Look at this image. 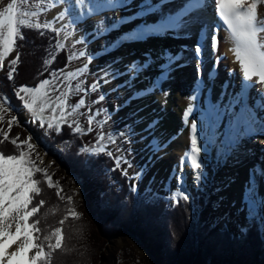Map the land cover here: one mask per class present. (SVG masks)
I'll list each match as a JSON object with an SVG mask.
<instances>
[{"label":"snow or ice","instance_id":"6c2138e0","mask_svg":"<svg viewBox=\"0 0 264 264\" xmlns=\"http://www.w3.org/2000/svg\"><path fill=\"white\" fill-rule=\"evenodd\" d=\"M23 4H28L29 0H21ZM172 0H165V3H171ZM57 4L63 5V10L55 17L56 20L64 21L67 18L68 23L85 26L87 19L95 15L105 12H121V15L110 18L111 29L118 32L116 37L106 41L100 51L105 53L115 51L124 44L144 42L149 38L163 37L168 34H179L190 36L191 29H196L197 40L194 48L182 47L179 52L172 53L168 49H161L155 57L151 51L143 53V60L133 58L127 63L121 65L122 57L116 56L111 62H106L105 65L99 68V75L96 80L88 87L83 86V81L76 85V89L82 92H96L104 85L110 84L111 80L118 77H125L122 83L111 87L108 92H102L98 96L99 101H104L109 93H117V99H120L121 89H130V94L123 98L122 103L115 105L110 111L105 112L104 109L93 113L89 108L88 115V131H92V123L100 112H105L106 118H110L115 112L121 108L127 107L133 99H140L143 96L152 95L159 91L162 96H167V91L162 85L174 79L172 73L178 69H184L189 64L195 61L196 79L192 82L191 100L199 101L201 94H204L205 104L203 108H199V130L197 119H193L189 124V115L194 113L196 108L189 106L183 113V123L189 129L188 135L190 146L185 149L183 156L180 159V172L174 177L176 180V188L171 191V199L173 202L179 200L189 201L192 199L195 203V198L191 192L185 187L184 166L187 165L192 173V184L196 191L203 190V187L208 182V175L205 171V159L201 158V153H204L205 158L210 153V150L215 148V156L217 163L225 162L229 155L235 151L242 140L249 137L255 131L264 132V120L257 124V117L254 115V110L249 106L247 98L243 91V87L249 86L253 78H256L255 84L264 86V0H180L179 6L174 10H165L164 3L161 0H47V4L37 6L36 11H21L18 7V0H11L7 5L0 10V67H4L5 58L12 53L17 47V39L23 41L25 37L22 34V29H51L52 21L46 20L43 23L35 22V18L41 12L47 11L48 8L54 7ZM212 9L214 15L218 17V21L210 19L207 16L208 10ZM130 9H132L130 11ZM127 13V14H124ZM149 16H156L157 19L149 21ZM108 20V17H104ZM138 21V23H136ZM127 23H133L131 29L120 32ZM62 27L67 28L68 24H62ZM97 31L92 33V39L97 36H103L108 32V27L102 25H94ZM220 27L226 29L227 35L225 41L230 42L231 52L234 55L235 62L239 65V71L242 73V89L235 94L226 91L222 86L216 100H210L208 91L214 85L215 77L218 75L217 64L223 56H215L214 53L218 47L217 30ZM59 35L60 29H55ZM41 35L43 33L41 32ZM86 43V41H82ZM63 45L57 41L56 48L60 49ZM190 55H185V52ZM85 51L79 52V57H84ZM132 55V53H129ZM69 57L68 59H71ZM92 54L88 55V60L91 62ZM20 59L19 52L16 57L10 59L8 64L7 79L11 81L13 74L16 71L15 66ZM51 61L45 60L44 64L48 65ZM211 62V66L209 63ZM153 64H156L157 75L151 78V83L142 89L133 90V81L143 72L147 71ZM89 64L85 63L75 72L66 74L65 79L69 76L79 77L81 74H87ZM206 69V70H205ZM203 71V76L201 72ZM55 77L56 73H50ZM228 75L235 78V72L228 70ZM207 81V83H206ZM53 81L42 79L34 87L20 86L15 92L16 97L22 103V107L30 114L31 122H39L41 128L45 127L47 131L60 133V124L67 123L65 119V106L61 102L56 108H52L53 112L59 111L61 115L56 118L47 119L45 112V97L40 95L41 89L50 85ZM255 87V85H252ZM264 91V88L260 89ZM23 93V95H22ZM59 99V98H58ZM166 102V101H165ZM93 104L96 100L92 101ZM85 106L83 96L71 109L74 114L78 108ZM197 108L199 105L196 106ZM14 110L8 99L3 98L0 102V113ZM163 111V107H161ZM132 117L130 122L124 123L122 128H113L111 134L107 136L109 144L116 143V137L120 138V143L127 142L129 144L142 142L144 147L141 151H146L148 157L143 165L137 166V172L129 177V180L143 181V176L153 161V156L157 160L161 159L157 153L162 152L168 147L171 139H161L152 131L160 122L161 117L144 124L143 118L136 116L135 113H129ZM3 117L0 116V120ZM16 116H12L8 121V126L11 128ZM101 124L104 121H99ZM141 133L148 135H140L136 131L139 125ZM73 134L82 133V129L77 124L72 127ZM139 135V141L135 138ZM4 139L7 140V132L3 133ZM32 137L29 136L24 141L17 144V140H12V144L16 147L21 145L28 150H34L35 145L32 144ZM105 136L99 133L97 143L93 149L96 153H104L106 151L104 145ZM67 144V141H64ZM264 143V141H262ZM81 152H85L83 147ZM122 149L118 148L117 152ZM108 156L114 159L115 166L119 167L125 161L122 155L113 157V153L109 151ZM84 166L89 167V162L84 161ZM42 170L35 166V162L31 159V152L20 150L18 154L6 155L0 152V264H49L51 253L55 249L61 247L62 229L57 227L51 232H45L41 239V229L38 227L39 221L32 220L33 217L44 204L41 200L37 204H33V198L39 195L41 189L40 181L35 179V174ZM122 175H127V170L121 172ZM45 182L49 187H53L54 182L48 177L47 173H43ZM257 177L264 178V168L255 165L249 170V180L246 182L245 196H242V207L246 212L245 224L238 226V233L241 238H245L253 225L256 226L257 233L264 235V214L258 211V205L261 203L256 197V189L253 185L257 184ZM153 180H149L143 191L146 195L142 199V203L146 206L153 204L154 191L151 188ZM230 182V181H229ZM171 190V186L169 185ZM130 190L137 191L136 183L130 185ZM215 191H221L217 187ZM59 195V190L57 191ZM221 200L223 197L220 198ZM71 200V197H68ZM219 206V201L214 205ZM73 216L78 217V213L73 212ZM63 223V221H61ZM14 227V231L12 230ZM55 241L54 243L52 241ZM45 242H47L45 251ZM15 245L9 251L8 249ZM31 252V254H29Z\"/></svg>","mask_w":264,"mask_h":264},{"label":"rangeland","instance_id":"374dc122","mask_svg":"<svg viewBox=\"0 0 264 264\" xmlns=\"http://www.w3.org/2000/svg\"><path fill=\"white\" fill-rule=\"evenodd\" d=\"M9 2H11V0H0V10H3V8ZM41 4L46 5L47 0H29L28 4H23L21 0H18V7L21 8V11H36L37 6ZM60 6L62 5L57 4L54 7L48 8L47 11L41 12L40 15L35 18V22H40V23H43L46 20L52 21L51 28L54 30L60 29L59 35H57L56 33L57 35L56 43L57 41H59L63 45V47L58 49L57 51L64 49L66 51L67 57L68 58L72 57L71 59L66 60L67 65L63 69H61V71L55 72L56 73L55 77L50 75V81L53 82L50 85L46 86L45 88L41 89L40 95L45 97L46 106H45L44 115L46 117V121L47 119H51L53 117L58 118L61 115L59 111L53 112L51 109L56 108L61 102H63L65 106V114H66L65 119L67 120V123L62 122L60 124V128L64 129V132H66L67 128L64 127L63 124L67 126L71 124L72 127H75L78 124L82 129V133L69 134L70 136L73 137L72 142L74 146L77 147L79 145V149L83 147L85 149L84 153H87L88 155L92 153L97 154L96 152L93 151V149L95 148V145L98 142L97 141L98 134L103 133L105 136L104 145L106 151L104 153H98V154L105 155L109 151H111L113 153V157L116 155H122L125 161H130V163L122 162L119 165V167H116L115 163H112V161H114V159L112 158V161L109 160L108 161L109 163L108 162L105 163L107 164V166H109V171L107 172V174L110 175L111 172L117 176L120 175V172L126 169L127 175H125V177H132L138 170L137 166L143 165L147 160L148 153L146 151H141V149L144 147V144L142 142H137L132 144L124 142L123 144H121L120 138L118 136L116 137V143L114 144H109L107 141V136L111 134L113 128H122L124 123L130 122L132 117H129L128 114L132 112L121 114L119 113V111L121 110L120 109L118 112H115L110 118H106L105 112L110 111L115 105L121 103L123 101V98L119 94L121 98L117 99V95H118L117 93H109L104 101H99L98 96L102 92H108L106 85H104L102 81L100 82L102 87L98 89L96 92L85 93L82 91H78L76 89V85L81 81L84 82L83 83L84 87H88L96 80L97 75L100 74L99 68L101 67L99 63L97 62L94 63V56L91 62H89L88 60V55L92 54L91 49L89 48L90 45H88V40L90 41L92 33L94 31H97V29L94 26H92V29L86 33V30L84 31H82L81 29L79 30V28H77L75 25L68 23L67 18H65L64 21L56 20L55 17L57 16V14L63 10V7L59 9ZM101 22L102 21L99 20L97 22V25L98 24L100 25ZM62 24H68V27L64 28L62 27ZM90 25H95V24L93 23ZM100 37L101 36H97V38ZM102 39H106V38H102ZM95 40L91 39V42ZM82 41H86V43H82ZM56 43H55V47H56ZM192 48H194V46H192ZM80 51H85L86 55L84 57H79ZM16 53L17 50L15 48L13 52L9 53V56L5 58L4 67H0V80L3 79L2 77L4 76L5 72H8L9 70L7 62L10 59L15 58ZM85 63L89 64V69L87 74H81L79 77L69 76L65 79L67 73L75 72ZM43 73L44 72L42 71L39 76L40 77L43 76L44 75ZM2 86L3 85L1 84L0 88ZM11 87H15V85H12V81L9 83V85H7V87L6 85L3 86L4 90L8 91V94L5 93L4 95L0 94V102H2L3 98L5 97L7 98V96L10 97V95L12 94ZM188 90L189 91H187V97H190L191 88H189ZM82 96L85 99V106L78 108L76 112L72 114L71 113L72 107L75 106V104L79 101V99ZM93 100H96L95 104L92 103ZM11 101H13L11 103L16 105L17 108H13L14 110L12 111L0 113V116L3 117V119L0 120V144H4L8 146L9 154H18L20 150L30 151L31 159L35 162V166L42 170L41 172L35 174V179L40 181L39 187L41 189V195L43 194L44 196H47L49 198L50 196L54 198V194L51 192L53 191L56 194L55 195L56 199H58L57 205H53V203L51 205L48 204L49 206L47 204H43L39 208L38 212L34 214L33 217L30 218V222L32 220H35V218H37V220L39 221L38 226L41 229V239L45 232H51L54 229L55 227L54 225L58 222V220L65 221L66 224L67 222H69V220L74 222L78 221L77 224L79 225V221H81V217H80L81 214V216L82 217L84 216L85 219H87L93 227L95 226V229L93 228L91 232V230L89 228L87 230L84 225V230H85L84 234L86 235V237L95 238V242H93V244L97 249L93 255L92 253L89 254L93 264H156V262H158L157 257L159 256L161 250H159L157 245L155 246L149 245V240L147 239V237H145V235L147 236V234L143 231L140 232V230H138L137 227L134 226L128 227L121 225L123 224V221L118 220L117 217L115 216L113 217L112 220L115 221L118 220L119 223L118 224L115 223V226H113L112 223L106 220L104 225L109 227L110 229H105L104 230L105 234L104 232L102 234L100 233L99 230L100 228L98 226H100L101 221L99 220L98 222L96 217L90 212V210H88L86 205V204L90 205V202H92L93 198L102 202V199H100V197L97 196L99 193L98 188L95 187L94 190L92 189L86 190L84 183L81 180V177H79V175L76 174L77 172L73 171V169L71 170L66 165V162H64V159L61 157V155L63 154L58 153L59 150L62 148H65L66 150H69L71 152L72 150H70L69 148L72 147V143L71 142H68L67 144L57 143L56 145H54V147L49 143H47V141H45L44 139L45 137L48 138L50 136V133H48L49 131H47L46 129V123L44 128H41L39 126L38 121L36 123H32L30 114L27 112L26 109L21 107L22 103L19 101L16 95H15V100L12 99ZM89 108L93 113L99 111L100 109L105 110V112H100L99 116H96L94 118L93 123L91 125L92 127L91 132L88 131L89 125L87 118L89 115ZM198 112L199 109L196 110L197 115ZM12 116H16V120L13 121L11 128H9L8 121L11 119ZM99 121H104V123L101 124ZM198 130H199V124H198ZM136 131L140 133V135L143 134L140 132V128L138 127ZM4 132H7L8 134L7 140L4 139L3 136ZM75 135H78L77 143L76 140H74ZM29 136L32 137L30 142L35 145L34 150H28L27 148H24L22 145L20 147H16L15 145L12 144V140H17V144H19L20 141H24ZM135 139L139 141V135ZM57 141H54L53 143ZM234 147H235V151L231 153L232 155L239 153V149H241L240 145L238 147L236 146ZM118 148L122 149V151L117 152ZM8 149H3L0 152H3L4 154L8 153L7 152ZM243 155H245V153ZM211 157L212 156L208 155L209 161L213 160ZM227 161H229V157L224 162V164ZM179 164L180 163H178V165ZM151 166L152 165L150 164L149 168L146 171V174L143 176L142 182L139 181V179L129 180L128 183L129 187L132 183H136L137 191L135 193H145L143 189L151 179L153 180L151 184V188L154 191V195L160 194L163 196L167 195L170 197L171 191H174L176 188V180L174 177L180 171H178L175 176L174 175L171 176V178L168 180L169 182L167 185L166 181L158 182L154 180L153 176L149 175V173H151L150 171ZM45 172L47 173L48 177H50V179L54 182L53 187H49L45 182L43 175V173ZM184 179L186 181L185 187L188 189V191L194 190L197 193L203 191V190L196 191L194 185L192 184V173L187 165L184 166ZM212 181L213 178L209 180V183H214ZM88 183L90 184L89 186H91V184L93 185V182L89 181V179H88ZM162 184L165 186H163ZM169 185L171 186V190L169 189ZM58 190H59V196L57 195ZM212 192L213 191L205 192L204 196H205L206 205L204 208L205 211L204 216L197 215L195 213V208L192 206L191 200L187 201L191 209L190 210L191 215L194 220L192 229L196 232L197 225L201 223H205L210 228L218 227L220 229H223V227H226L233 235L239 236L240 234L238 233V226L245 224L246 215L241 214L238 217H236V220L234 219L235 216H233V218L230 217L227 219L222 218L223 220L220 221L211 220L210 211L212 209L213 210L217 209V207L214 206L215 194ZM39 196L40 194L34 196L32 201L33 204H37L40 201ZM68 197H71V200H68ZM172 203L173 201L170 200L168 204H166V206H170L172 205ZM89 205L88 207H90ZM67 207L69 208V210L67 209ZM219 207L225 208L226 205L223 204L220 205ZM76 209L79 211H76ZM73 212L78 213L79 214L78 217L73 216L72 215ZM50 215L52 216V218H55V220L50 221L52 223H48V225L45 226L42 222L48 220V218L51 217ZM54 215H58V216H54ZM12 230L13 231L15 230L14 227ZM137 230L141 233V235L140 233H137ZM260 237L262 240H264V235H260ZM62 240H61V245H64ZM52 242L54 243L55 241L53 240ZM46 244L47 242H45V247ZM147 245H149V247H147ZM150 248L153 250H151ZM29 254H31V252ZM63 255L66 256L67 254L65 255L62 253L61 255L58 256V258H60L61 260ZM159 263L161 264V262Z\"/></svg>","mask_w":264,"mask_h":264},{"label":"trees","instance_id":"16d2710c","mask_svg":"<svg viewBox=\"0 0 264 264\" xmlns=\"http://www.w3.org/2000/svg\"><path fill=\"white\" fill-rule=\"evenodd\" d=\"M22 34L25 39L23 41L17 39L16 50L20 54V59L15 66L16 71L11 80L15 87H11L12 94L10 97L7 96L10 104L13 102L12 99L15 100V92L20 86L34 87L42 79L50 80V73L61 71L67 65L66 60H68L66 51L64 49L57 51L58 49L55 47L57 35L54 29L25 28L22 29ZM46 59L51 60V63L45 65ZM42 71L44 75L40 77ZM2 78L0 85L7 87L11 82L7 79V72ZM3 86L0 88V94H8ZM12 107L17 108L14 104ZM63 126L67 128L66 132L64 129H61L60 133L51 131L48 132L50 136L43 139L53 147L57 143H64V141L72 143V147L69 148L72 150L71 152L62 148L58 153L63 154L61 157L66 165L81 177L86 190L98 188L97 196L102 199V202L93 198L90 205L86 204V201L85 204L98 222L101 221L98 226L101 234L103 232L105 234V229H110L104 225L106 220L113 226L115 223H119L118 220H121L123 221L121 225L137 227L140 232L143 231L147 234L145 237L149 240V245H157L161 250L156 264H160L159 262L161 264H264V240L257 233L255 225L245 238L233 235L226 227L223 229L210 228L205 223H198L195 232L192 229L194 220L187 201L179 200V202H173L172 205L166 206L172 199L155 194L153 204L146 206L142 203L146 193L131 191L128 185L129 177H125L121 172L117 176L111 172L110 175L107 174L109 166L105 163L109 160L112 161L108 154L92 153L88 155L80 152L79 145L75 147L72 142L73 137L69 135L73 133L72 129L67 125L63 124ZM78 135L74 137L76 143ZM54 141L57 142L53 143ZM3 149H8V146L0 144V151ZM7 152L6 155L9 154V149ZM84 161H88L90 166L85 167ZM112 163L115 162L112 161ZM88 179L93 182V185L89 186ZM51 192L54 194V198L41 195L40 192L39 200H43L47 205L52 203L57 205L56 194ZM67 209L69 210L68 207ZM76 211L79 210L76 209ZM115 216L118 219L116 221L112 220ZM80 217L79 225L78 221L70 220L67 224L63 221L62 225L58 220L54 225V229L57 227L62 229L64 245L52 251L49 264H93L89 254L93 255L97 249L93 244L95 238L86 237L84 225L91 232L95 226L93 227L81 214ZM51 218L52 216L42 223L47 226L48 223H52L50 221L55 220V218ZM45 251H47L46 247ZM62 253L67 255H63L60 260L58 256Z\"/></svg>","mask_w":264,"mask_h":264},{"label":"bare ground","instance_id":"6f19581e","mask_svg":"<svg viewBox=\"0 0 264 264\" xmlns=\"http://www.w3.org/2000/svg\"><path fill=\"white\" fill-rule=\"evenodd\" d=\"M135 2L138 3L139 0H135ZM161 3H165V0H161ZM179 4L180 0H172L170 4H164L165 10H174L179 6ZM62 7L63 5L60 6L59 9ZM131 10L132 9H130V11ZM211 10V8L208 10L207 16L210 19H215L214 16L209 15L211 14ZM120 15L121 12L119 11L115 13L105 12L87 19L86 33L92 29V26H94L90 24L94 23L97 25L99 20L102 21L100 25L108 27V32L104 33L105 36L107 35L106 37H96V40L91 42V36L90 41L88 40V45H90L89 48L94 56V63H99L100 67H103L106 62H111V60L116 56H121L123 58L121 65H117L116 67H122L123 63L129 62L133 58L143 60L144 57L142 54L147 51H151L153 57H155L161 49H168L172 53H177L182 47H195L197 35L196 29L192 28V34L190 36L168 34L163 37L149 38L144 42L124 44L115 51H109L107 53L100 51L106 41H109L118 35V32L110 27V18L113 16L118 17ZM104 17H108L109 19L105 20ZM147 19L149 21H153L157 19V17L149 16ZM136 23H138V21H136ZM75 26L79 28V30H85V26ZM132 27L133 23H127L120 28V32L131 29ZM225 36L226 34L223 31H219L217 33L218 47L214 55L223 56L224 59H220L218 61L216 69L218 75L215 77V82L211 89L220 92L222 86H224L226 91L235 94L242 89L243 77L242 73L239 71V65L235 62L234 55L230 50L232 45L230 42L225 41ZM129 53H132V55H129ZM184 54L190 55L189 52H185ZM209 66H211V62L209 63ZM195 67V61L193 60L188 67L178 69L176 72L172 73L174 79H170L162 85L168 93L166 97L162 96L159 91H156L152 95L143 96L140 99H133L127 107L121 108L119 111L121 114L127 112L135 113L136 116L143 118L144 124H147L156 117H161L159 125L152 131L161 139H168L169 137H171V139L168 143V147L162 152L157 153V155L162 156L161 159L157 160L155 156H153L150 170L151 173H149V175L153 176L154 180L158 182L166 181L167 185L171 176H175L176 173L180 171L178 163H180V159L183 156L185 149L190 146L188 135L189 129L185 127L183 123V113L189 106H193L196 110H198L199 108H203L205 104V97L203 93L201 94L199 101L191 100L190 97H187V91H189L188 89L192 87V82L196 79ZM228 70L235 72V78L228 75ZM203 74L204 73L202 71L201 76H203ZM156 75V64H153L147 71L143 72L133 81V90L147 87L151 83V78ZM124 79L125 77H118L115 80H111L110 84L106 85L107 90L114 87L118 83H122ZM255 81L256 78L254 77L250 84L255 85V87H251L248 91L249 93H245V95L249 106L254 110V115L257 117V124L259 125L261 120H264V91H260V89L264 88V86L256 85ZM210 90L206 89V91H208V95ZM244 90L245 87H243V91ZM130 91V89L124 88L121 89L119 94L122 98H126L130 94ZM209 98L214 102L217 97L212 98L209 96ZM197 105H199L198 108L196 107ZM161 107H163V111H161ZM195 114L196 111L194 113H190L189 124L193 119H197V124H199L198 115ZM142 127L143 124L138 126V128ZM142 135H148V133H143ZM262 141H264V132L255 131L251 133L249 137L242 140L239 153H236L235 155L230 154L229 161L225 164L224 162L217 163L214 148L211 149L208 154L212 156V161L208 160V156L205 158L203 152L201 153V158L205 159V171L208 175V182L203 187L202 192L197 193L194 190L190 191L192 196L195 198V203H193L192 199L190 200L197 215L204 216L205 214L204 208L206 201L204 195L206 191H213L212 193L215 194L214 204L219 201V206L223 204L226 205L225 208H220L218 206L217 209H212L210 211L211 220L220 221L223 220L222 218H233V216H235L234 219L236 220V217L239 215H246V212L242 207V196L246 195L245 188L247 187L246 182L249 180V170L255 165H259L261 168H264V143H262ZM244 153L245 155H243ZM211 178H213L212 182L214 183H209ZM217 187H220L221 191H215ZM253 187L256 189L257 199L261 201L258 205V211L261 214H264V178L257 177V184H254ZM165 196L168 198L171 197L167 195ZM221 197H223L222 200L220 199ZM137 233H139L138 230ZM14 247L15 245H12L8 250L11 251Z\"/></svg>","mask_w":264,"mask_h":264}]
</instances>
